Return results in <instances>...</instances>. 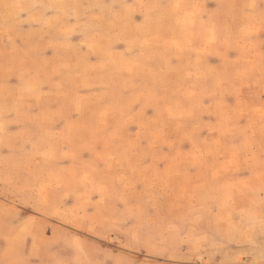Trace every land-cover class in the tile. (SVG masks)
<instances>
[{"label":"rangeland","instance_id":"1","mask_svg":"<svg viewBox=\"0 0 264 264\" xmlns=\"http://www.w3.org/2000/svg\"><path fill=\"white\" fill-rule=\"evenodd\" d=\"M0 264H264V0H0Z\"/></svg>","mask_w":264,"mask_h":264}]
</instances>
